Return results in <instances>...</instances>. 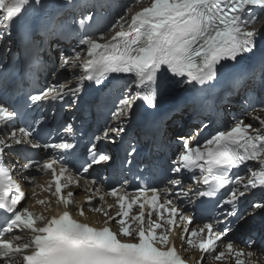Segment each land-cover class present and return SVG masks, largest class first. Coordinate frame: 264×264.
Here are the masks:
<instances>
[{"label":"snow or ice","instance_id":"snow-or-ice-1","mask_svg":"<svg viewBox=\"0 0 264 264\" xmlns=\"http://www.w3.org/2000/svg\"><path fill=\"white\" fill-rule=\"evenodd\" d=\"M140 2L130 0L124 14L111 25L112 30L117 26L119 30L110 37L87 32L79 36L78 47L85 52V58L81 59L80 51L73 48L74 55H66L60 62V68L83 70L77 78L80 86L84 80L100 83L109 73L133 74L127 85L129 89L134 86L133 92L126 91L119 100L117 110L112 113L114 118L124 116L138 100L156 109L175 77L199 85L216 80L220 68L228 61L238 62L242 54L253 52L258 46L257 37L264 40V24L261 28L252 27L264 19V0H150L147 6L133 12V5ZM38 5L41 0H0V24L4 28L0 39L6 38L7 30L28 8ZM91 19L89 14L73 23L84 27L85 21ZM52 31L44 29L48 34ZM24 42L28 47H39L45 40L35 31H26ZM239 86V80L233 82V88ZM65 88L51 85L30 99L33 102L49 97L62 100L64 95L75 96L80 91V87H68L67 92ZM247 103L248 107L260 105L259 111L264 112V92ZM17 115L0 103V124L6 125ZM164 118L171 117L165 113ZM248 119L252 122H245ZM254 122H258V126L254 127ZM64 131H71V125ZM124 132L123 126L105 128L102 137L97 136L96 140H110ZM32 135L31 127H20L11 131L10 138L15 145H22L31 143ZM174 135L180 148L170 166L171 173L176 175L169 180L173 187L165 189L164 193L155 187H141L129 194L122 184L101 194L100 188L91 187L97 184L93 177L86 181L89 187L85 190L89 194L83 203L74 199V192L66 190L73 185L79 187L82 174L89 173L93 165L111 161V155L98 151L93 143L88 149L91 161L82 167L81 173L73 174L67 164L61 162L62 158H50L40 164L26 157L27 162L18 169L17 163L5 155L6 149L14 151V144L0 140V212L4 214L0 221V264H190L188 257L195 251L200 256L194 264H204L209 258L221 264H258L254 258L256 253L238 248L229 238L230 229L220 221L192 226L194 217L182 211L175 201L192 192L191 188L183 187L179 178L182 171L199 170V177L193 174L192 180L206 186V190L194 194L215 197L224 190L226 196L219 200L218 206L225 209V221L228 217L242 219L237 209L241 198L253 189L264 192V116L250 113L236 119L230 128L217 131L203 145L195 138L197 134ZM32 147L41 145L33 143ZM43 147L68 150L74 145L61 141ZM135 153L136 148L132 146L127 156ZM248 162H256L257 166L248 167ZM241 166L248 173L247 179L239 174ZM32 167L50 173L47 184L38 187L48 191L55 197L56 204L63 206L59 213L45 215L52 203L47 198L35 201L46 206L40 213L23 206L26 193L14 172L19 171L22 178L34 183V179L23 175L24 170ZM32 195L36 196V192ZM105 196L115 198V203L107 204L106 208L103 204L92 207L94 199L104 201ZM73 205L84 219L75 218L69 211ZM85 205L90 211L103 214L105 219L99 226L85 218ZM134 206L138 209L135 212ZM252 207L264 209V203H255ZM114 208L117 210L112 212ZM17 230L24 235H15ZM246 246L259 247L251 240Z\"/></svg>","mask_w":264,"mask_h":264},{"label":"bare ground","instance_id":"bare-ground-1","mask_svg":"<svg viewBox=\"0 0 264 264\" xmlns=\"http://www.w3.org/2000/svg\"><path fill=\"white\" fill-rule=\"evenodd\" d=\"M229 96V95H228ZM3 138H4V140L5 141H9V140H11V138H10V134H8V135H4L3 136ZM22 159H20V158H18L17 159V161H16V163L18 164V165H21L22 164ZM27 171H28V169L27 170H24L23 171V175L25 176V175H27ZM14 176H15V178L18 180V182L19 183H21V185H22V187L23 188H26V184H25V179L24 178H22L21 177V175H20V172L19 171H17V172H14ZM35 179V178H34ZM87 187H89V185L86 183V181H80V185H79V187H77V188H74V189H70V191H72V192H74L75 193V196H74V198H76L77 200V202L78 203H83V201H84V199H85V197H86V195H85V193H87V194H89L85 189L87 188ZM91 187H95V186H91ZM29 190L30 191H35V192H37L38 191V189L36 188V187H30L29 188ZM32 207H34V208H37L40 212H42L43 210H44V207H38V206H36L35 205V203H34V201L30 204ZM72 208H74L75 207V205H73V206H71ZM98 217V215L97 214H93V215H91V214H89V213H87L86 214V218L87 219H89V220H91V219H96ZM248 236V235H247ZM180 241L177 239L176 240V243L178 244Z\"/></svg>","mask_w":264,"mask_h":264}]
</instances>
